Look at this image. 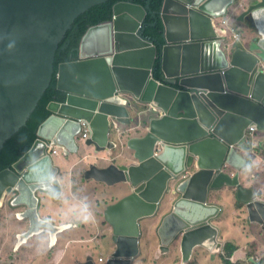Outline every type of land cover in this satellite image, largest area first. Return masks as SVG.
<instances>
[{
    "label": "water",
    "instance_id": "water-1",
    "mask_svg": "<svg viewBox=\"0 0 264 264\" xmlns=\"http://www.w3.org/2000/svg\"><path fill=\"white\" fill-rule=\"evenodd\" d=\"M105 1L0 0V149L26 124L50 85L56 52L75 19ZM150 3L119 0L110 21L87 30L79 57L58 66L57 88L65 98L48 103L51 114L30 150L0 171V225L3 212L30 223L17 233V245L42 233L57 240L67 228L39 213L36 192L55 196L62 189L63 168L51 146L66 160L86 151L80 160L82 168L89 162L84 176L111 186L118 197L104 211L112 227L108 257L98 262L89 252L79 264H134L141 223L156 215L159 254L179 242L186 264L198 246L221 248L213 224L220 207L211 198H220L224 186L235 187L249 219L264 226V200L242 185L245 163L237 161L236 150L251 126L264 148V0H163L159 48L144 35ZM232 4L236 20L247 24L238 46L214 22ZM156 60L160 78L154 76ZM82 121L91 128L83 143L98 153L81 147ZM117 123L135 124L127 135L120 132L133 151L130 161L110 156L109 133Z\"/></svg>",
    "mask_w": 264,
    "mask_h": 264
},
{
    "label": "crops",
    "instance_id": "crops-1",
    "mask_svg": "<svg viewBox=\"0 0 264 264\" xmlns=\"http://www.w3.org/2000/svg\"><path fill=\"white\" fill-rule=\"evenodd\" d=\"M234 7L235 4H232L230 7H228V12L222 17L215 18L214 22L219 33L226 36L228 40L230 39V42L240 44L242 39L233 41L227 31L226 25H224L222 22L223 19H227V21L234 23V20H236ZM234 24L240 28L242 34V28H247V24L243 22L240 24ZM112 127L109 133V140L112 143L111 147L114 148L116 143L118 144L124 139L123 135H120V132L122 131L125 135L126 132L133 131L135 124L131 123L122 125L117 123L116 125H112ZM247 132L250 133L248 130ZM250 134L256 136L259 134V132L254 131ZM89 137L90 133L86 140ZM255 144L261 146L258 142H255ZM80 145L82 148L87 146L85 143H83V140L80 141ZM38 146L44 147L42 144ZM55 148L58 150V153H51L53 154L56 162L63 168L60 172V175L62 176V189L55 196L48 192L39 190L36 192V194L40 198V218H43L44 220H50L51 222L58 225L67 224V228L57 234V240L51 241L47 233H42L40 235L33 236L30 239H26L22 242V244L20 243L21 245L19 244L15 247L13 244L16 242L17 233L26 231L29 228L28 224L30 225V223L28 220L20 219L19 216H16L15 214L9 218L3 216L0 225V264H79L85 260L86 254L89 252H95V247L99 246L98 237H103L102 234H105L104 237L107 238L112 232L111 226L105 222L106 220L104 218V211L106 210L107 206L116 202L118 199V197H115L112 193H110L111 186L92 178H86L84 175L81 179H78L77 172L80 170V168L77 166L81 164L80 160L86 156L82 154L72 155L69 160H66L63 156V151L59 147ZM236 150L238 153L237 155L239 156V159L237 157V161L240 160L245 163L240 173L242 185L244 187L254 189L255 192L260 194V197L264 196V150L262 152L263 158L261 162L259 161V163L250 159V155L245 150L243 145H236ZM40 154L41 151L37 152L35 156H40ZM127 158H130V155L127 156ZM91 160L92 157L90 158V161ZM67 166L71 167L67 168ZM226 169L232 173L236 171L228 165L226 166ZM220 191L222 193L220 198V195L217 197V199L214 197L211 198V202H216L220 207L216 217L213 218V224L219 230L217 236L218 241L222 244L223 241L226 240V235L224 233L225 228L228 225H231V235H237L238 238H245L250 243V241L253 239V236L248 233L246 228L248 212L247 210H243V208H237V203H239L240 200L237 199L238 197L236 188L232 186H224ZM123 193L125 192L123 191ZM122 195L123 194L121 193L119 197ZM226 203L232 206L233 212L237 216L238 220H229L219 217V214L224 210V206L222 204ZM245 205L247 208V204ZM150 218L151 217H147L145 219ZM97 221L106 223L109 228L107 229L101 226L98 227ZM250 222L252 221L250 220ZM22 223H26L27 226L25 228H21ZM71 225L73 227H71ZM255 228L258 231V227L255 226ZM100 231L103 232L99 233ZM154 235L155 231L154 233L148 234L147 236L149 238H153ZM9 238H14V243H10L8 240ZM174 244L171 245V249ZM104 245L110 247V245L107 243H104ZM159 245L160 241L158 237V246ZM199 247L202 246L196 247L195 251L198 250L197 248ZM244 248H246V245L242 243L240 249L243 250ZM170 250L166 253L170 252ZM215 252L217 251H213L212 254ZM100 256L106 258L108 257V255ZM98 258L96 257L97 261Z\"/></svg>",
    "mask_w": 264,
    "mask_h": 264
},
{
    "label": "trees",
    "instance_id": "trees-1",
    "mask_svg": "<svg viewBox=\"0 0 264 264\" xmlns=\"http://www.w3.org/2000/svg\"><path fill=\"white\" fill-rule=\"evenodd\" d=\"M119 0H107L92 6L80 14L74 21L72 27L67 31L65 37L60 42L59 49L56 52L53 77L50 85L45 90L44 94L40 98L37 106L28 117L26 124L23 125L18 131H16L0 149V171L12 167L13 164L18 161L34 144L37 138V129L39 125L51 114L48 109V103L52 100H63L65 94L57 88V70L61 62L75 60L79 57V50L82 37L87 30L96 24L110 21L112 19L113 4ZM134 2L141 3L144 6L147 5V0H133ZM163 0H151L150 8L148 9L147 16L144 21V35L160 47L163 43V31L164 25L159 17L158 13L161 9ZM244 30V27L242 28ZM66 48L60 50L62 45L67 42ZM154 76L156 78L161 77L160 66L158 60L155 62ZM126 132L125 135H127ZM255 135L248 134L247 142L243 144L245 150L249 153L250 159L254 162L259 163L263 158V148L255 144ZM126 143V142H125ZM77 167L82 169L83 165L80 164ZM264 200V196L259 197ZM238 199V198H237ZM240 200V199H239ZM237 208H243L246 211V203L239 201ZM152 218V217H151ZM143 220L142 224L146 222ZM158 218L155 216L151 220L152 226L150 231L155 230ZM258 222H250L249 218L246 219V228L248 233L253 236L250 241V251L245 254V259L237 258L236 254L241 253L240 245L231 240H224L219 251L213 253L219 257V264H263L264 263V249L261 247L259 242H262V236L264 235V227ZM258 227V231L255 228ZM71 227H73L71 225ZM104 237L105 234H102ZM158 247V238L153 240L148 236L143 237L141 241V253L145 254L148 259V263L152 264L155 259ZM95 249L98 251L99 246ZM109 252V251H108ZM98 254V253H97ZM253 257V259H250ZM106 258V257H104ZM158 259L170 260L173 264H181V252L178 242L175 243L166 254H162ZM187 264H205L202 259L200 252L195 251L193 257Z\"/></svg>",
    "mask_w": 264,
    "mask_h": 264
},
{
    "label": "rangeland",
    "instance_id": "rangeland-1",
    "mask_svg": "<svg viewBox=\"0 0 264 264\" xmlns=\"http://www.w3.org/2000/svg\"><path fill=\"white\" fill-rule=\"evenodd\" d=\"M234 23L240 24L241 22L240 21H237V20H234ZM231 38L233 39V41L235 40V38L233 36ZM239 38L240 39L244 38V34L240 33L239 34ZM229 41H230V39H229ZM235 44H236V46L240 45V44H237V43H235ZM111 127H112V125H111ZM125 142H126L125 139H123L121 142H119L117 144V146L115 148L111 149L110 153H112V154L110 156L113 159L112 161H115V162L130 161V159L132 158V152L133 151L131 149H128L127 148V145H126ZM85 149L86 150H90L92 153H98L95 145H93V144L85 146ZM81 153H82V155H84V156L87 157V152L86 151H82ZM126 153H129L130 158H127ZM93 160H94V158H93ZM88 165H89V162H87L86 167H88ZM83 175H84L83 169L78 170V172H77L78 179H81L83 177ZM118 184L119 183L115 184L113 187L117 186ZM116 192H118V191H116ZM222 205L224 206V210L219 214V217L220 218L229 219V220H238V218L234 214L233 208H232V206L230 204H227L226 203V204H222ZM154 217L155 216H153L152 218H154ZM156 217L158 218V222H159V217L157 215H156ZM248 217H249V214H248ZM101 222L102 221H97V226L98 227L101 226L103 228H107V229L109 228L108 227L109 223H107L105 221L108 224L107 225L106 223H101ZM158 222H157V224H158ZM28 226H29V224H28ZM142 227H144V235H143V237H146L147 236L146 227H145L144 224H142ZM231 227H232L231 225H228L225 228V232H224L225 235H226L225 238H226V240H231V241H234V242H236L238 244L241 242L240 243L241 246H242V243L246 245V248H244L243 250H241V253L236 254L237 258H239V259H245L246 258L245 257V254L248 251H250V244H248L249 241L246 240L245 238H238L237 235H231V232H232V228ZM103 231H105V230H103ZM103 231H100L99 233H102ZM154 231H155V235L153 237V240H155V239H157L159 237V234L157 232V229L154 230ZM154 231H150L149 234L154 233ZM141 234H142V230H141ZM262 237H263L262 238L263 240L259 244L264 249V235ZM8 240H9L10 243H14V238H9ZM17 243H18V240L16 238V242L13 245H15V247H16ZM104 243H107L110 246H112L113 245L112 238L111 237H107V238H105V237H98L99 249L97 251L98 254L96 255L97 258L100 255H104V256H107L108 255V249L106 248L107 246H105ZM197 249L200 252L201 259H202V261L205 264H219V257L216 254H212V252L213 251H219L220 248H217L215 246L213 248H211V247H205V248L199 247ZM156 255H157L158 258L161 256V254H159L158 252L156 253ZM156 255H155V259L153 260V263L152 264H173L170 260H160V259H158L156 257ZM250 259H253V257H250ZM136 263L137 264H149L148 263V259L145 257V254H142V253L137 258Z\"/></svg>",
    "mask_w": 264,
    "mask_h": 264
},
{
    "label": "built area",
    "instance_id": "built-area-1",
    "mask_svg": "<svg viewBox=\"0 0 264 264\" xmlns=\"http://www.w3.org/2000/svg\"><path fill=\"white\" fill-rule=\"evenodd\" d=\"M222 22L224 25H226L227 31L230 34V36L231 37L233 36L235 38L234 41L239 40L240 39L239 34L241 33L240 28L238 26H236L234 23L227 21V19H223ZM248 130L250 133H253L254 132V126L249 127ZM81 136L83 138H87L89 136V126L85 121L83 122V129L81 131ZM54 152L56 153L57 151L54 150ZM105 259L106 258H104L103 256H100L98 260L100 262H103V261H105Z\"/></svg>",
    "mask_w": 264,
    "mask_h": 264
},
{
    "label": "flooded vegetation",
    "instance_id": "flooded-vegetation-1",
    "mask_svg": "<svg viewBox=\"0 0 264 264\" xmlns=\"http://www.w3.org/2000/svg\"><path fill=\"white\" fill-rule=\"evenodd\" d=\"M71 167V166H70ZM70 167H68L67 166V168H70ZM119 196H120V194H119ZM3 216H4V212H3ZM155 218V217H154ZM153 218H150V219H148V220H146V222L144 223V225H145V227H146V232H147V235L149 234V232H150V228H151V226H152V223H151V220H152ZM143 222V221H142ZM141 230H142V234H141V236L139 237V239H140V251H141V241H142V237H143V235H144V227H142V223H141ZM155 230H156V226H155ZM108 237H111V234H109V236ZM107 249H108V251L111 249L110 247H106ZM95 255H96V250H95ZM141 255V252H139V254L135 257V259H134V264H137L136 263V260H137V258L139 257ZM97 257V256H96Z\"/></svg>",
    "mask_w": 264,
    "mask_h": 264
},
{
    "label": "clouds",
    "instance_id": "clouds-1",
    "mask_svg": "<svg viewBox=\"0 0 264 264\" xmlns=\"http://www.w3.org/2000/svg\"><path fill=\"white\" fill-rule=\"evenodd\" d=\"M83 122L84 121H82V128H81V131H82V129H83ZM87 124H88V126H89V133L91 132V128H90V125H89V123L87 122V121H85ZM81 131H80V133H79V138H80V141H82L83 140V142H85V140H86V138H83L82 136H81ZM249 131V130H248ZM247 134H250V133H248L247 132ZM251 135H253V134H251ZM79 141V142H80ZM51 147H53V146H51ZM54 150H56L57 152L55 153L54 152ZM51 152L53 153V154H57L58 153V150L55 148V147H53L52 149H51ZM82 169H84V168H82ZM122 197V196H121ZM246 210H247V208H246ZM250 220V219H249ZM252 222H254V221H252ZM259 223V222H258ZM261 224V223H260ZM262 225V224H261ZM263 226V225H262ZM99 259V258H98ZM106 260V259H105ZM98 262H100L99 260H98ZM104 262V261H103Z\"/></svg>",
    "mask_w": 264,
    "mask_h": 264
},
{
    "label": "bare ground",
    "instance_id": "bare-ground-1",
    "mask_svg": "<svg viewBox=\"0 0 264 264\" xmlns=\"http://www.w3.org/2000/svg\"><path fill=\"white\" fill-rule=\"evenodd\" d=\"M211 247H213V246H211Z\"/></svg>",
    "mask_w": 264,
    "mask_h": 264
}]
</instances>
